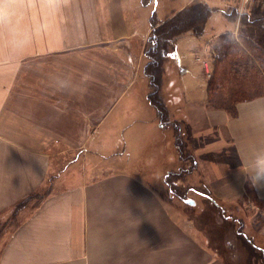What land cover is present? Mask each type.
Instances as JSON below:
<instances>
[{
	"label": "crops",
	"instance_id": "1",
	"mask_svg": "<svg viewBox=\"0 0 264 264\" xmlns=\"http://www.w3.org/2000/svg\"><path fill=\"white\" fill-rule=\"evenodd\" d=\"M142 4L0 0V264H227L180 226L178 205L161 194L162 130L173 128L148 98L153 26ZM164 79L159 97L186 131L206 201L241 200L249 218L259 214L247 232L264 249L255 203L264 184L246 192L248 178L264 173V81L219 80L224 90H259L230 99L232 115L205 105L206 87L198 103L177 105ZM172 136L177 170L188 159ZM26 199L32 208L15 206Z\"/></svg>",
	"mask_w": 264,
	"mask_h": 264
},
{
	"label": "rangeland",
	"instance_id": "2",
	"mask_svg": "<svg viewBox=\"0 0 264 264\" xmlns=\"http://www.w3.org/2000/svg\"><path fill=\"white\" fill-rule=\"evenodd\" d=\"M185 1L143 0L142 5L146 7L145 13L147 14L144 16L141 15V19L147 22V24L150 23V20L151 22H156V24L165 21ZM194 1L197 2L198 0ZM203 1L212 8V12L205 21L202 32L200 34H195L190 31L185 32L175 37L170 43H167L169 46L161 48V68L165 71V74L161 75V83L165 78L164 83L167 82L168 88L173 87L175 89L173 90V92L175 91L173 100L177 105L185 104V102L188 104L198 103L196 101L204 97L207 77L205 72H203V60L206 59L208 65L211 67V63H209L210 54L206 48L207 46L209 47V42L215 34L225 30H234L237 27L234 30L236 33L242 31L251 34L264 47L263 31L251 26H242L239 24V17L233 20L226 15L225 10L228 9L226 8L228 6L227 1ZM253 10L252 15L259 14L257 13V9ZM144 21H141V24H144ZM150 34L151 31L147 36L146 42ZM250 74H248L249 81L254 82L257 81L256 79L259 81L261 78L264 80L263 73H259L260 75L258 77L260 78H256L257 74H252V72ZM230 75L228 73V75L223 76L225 78L224 80L228 79ZM231 81L240 82L236 79ZM164 88L166 91V84H164ZM223 89L222 92H225ZM233 91L235 93L237 92L234 95L235 98L238 97V94L243 96L247 92H251V94L253 92L255 93L257 89L254 88L251 91L241 90V93H238L239 89ZM168 92L171 93L172 91ZM176 124L179 127L181 139L185 142L184 132L186 131L180 121H177ZM173 134L175 137V131L173 133L170 128H164L162 130L164 184L160 189L166 201L178 205L179 217L181 219L180 226H183L186 231H190L195 238L200 239L204 246L208 243L211 246L210 249L212 250L214 248V251L227 264H264V249L258 245L255 235L247 232L249 227L254 225L255 219L252 220L253 216L249 218L252 214L250 215V211L244 208L243 201H238L240 206L232 202H224L217 208L213 202L206 201V193L209 194V189L206 187V181H203L202 178L199 179L197 176H193L195 174L192 172L193 165H190L188 162H182L181 160L177 170L176 168L171 169L175 167L174 159L176 156L173 152L174 148H170L169 146L171 145L167 141H170ZM173 142L175 144V138ZM40 196L34 199L35 205ZM185 199H191L193 202H186ZM29 200H24L18 208L26 205L27 209L32 208L29 207L31 199ZM14 210H16L15 206L10 209V211ZM247 214L248 217L245 216Z\"/></svg>",
	"mask_w": 264,
	"mask_h": 264
},
{
	"label": "trees",
	"instance_id": "3",
	"mask_svg": "<svg viewBox=\"0 0 264 264\" xmlns=\"http://www.w3.org/2000/svg\"><path fill=\"white\" fill-rule=\"evenodd\" d=\"M211 12L212 8L208 4L203 1H197L181 8L165 21L157 24L152 21L150 24H152L153 28L145 46L147 56L145 73L149 76L150 81L148 98L151 105L155 107L157 116L165 125H171L173 132L175 131V144L180 158L188 159V163L193 166H195L194 158L188 151L186 140L185 142L182 141L179 127L176 124L177 122H170L168 120L167 109L159 97L162 69L161 48L169 46L167 43H170L175 37L187 31L200 34ZM225 13L233 20L238 17L236 10L231 7L226 9ZM239 24L242 26H251L264 32V16L262 15L242 13L239 16ZM209 54L211 76L207 80V100L205 105L224 108L233 115L234 107L228 103L230 99L234 98L237 92L235 93L233 91L234 89H226L225 92H222L223 87L219 85V80L223 76L228 75V73L231 74L227 79L228 81L233 79L244 80L248 78V74L251 72L252 74H257L256 78H260L258 75L261 73L264 74V47L251 34L242 31L236 33L233 30H227L214 37L210 43ZM261 79L264 81L263 78ZM258 91L257 89L256 92ZM179 172L182 173L181 171ZM252 191V185L250 186L248 184L246 186V192L251 197ZM22 203L23 201H20L15 206L20 207ZM255 203L262 211L264 210V201L256 200ZM260 222L262 223L263 220L258 214L253 225L254 228H258Z\"/></svg>",
	"mask_w": 264,
	"mask_h": 264
},
{
	"label": "built area",
	"instance_id": "4",
	"mask_svg": "<svg viewBox=\"0 0 264 264\" xmlns=\"http://www.w3.org/2000/svg\"><path fill=\"white\" fill-rule=\"evenodd\" d=\"M228 4H232L234 9L237 12L238 17L245 13L246 10L250 9H259L262 12V16H264V0H225ZM247 12V11H246ZM206 59L203 60V68L206 74V77L211 75V68L207 63Z\"/></svg>",
	"mask_w": 264,
	"mask_h": 264
},
{
	"label": "clouds",
	"instance_id": "5",
	"mask_svg": "<svg viewBox=\"0 0 264 264\" xmlns=\"http://www.w3.org/2000/svg\"><path fill=\"white\" fill-rule=\"evenodd\" d=\"M253 187H260L264 184V173H260L255 176V178H248Z\"/></svg>",
	"mask_w": 264,
	"mask_h": 264
},
{
	"label": "water",
	"instance_id": "6",
	"mask_svg": "<svg viewBox=\"0 0 264 264\" xmlns=\"http://www.w3.org/2000/svg\"><path fill=\"white\" fill-rule=\"evenodd\" d=\"M185 200H186V202H190V203L193 202L191 199H185Z\"/></svg>",
	"mask_w": 264,
	"mask_h": 264
}]
</instances>
